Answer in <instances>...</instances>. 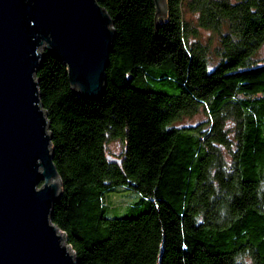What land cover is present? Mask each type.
Masks as SVG:
<instances>
[{
  "label": "trees",
  "instance_id": "obj_1",
  "mask_svg": "<svg viewBox=\"0 0 264 264\" xmlns=\"http://www.w3.org/2000/svg\"><path fill=\"white\" fill-rule=\"evenodd\" d=\"M97 1L115 29L104 93L77 94L50 52L36 73L62 182L50 218L76 264H264V0H166L165 16L155 0ZM119 186L152 207L107 217Z\"/></svg>",
  "mask_w": 264,
  "mask_h": 264
},
{
  "label": "water",
  "instance_id": "obj_2",
  "mask_svg": "<svg viewBox=\"0 0 264 264\" xmlns=\"http://www.w3.org/2000/svg\"><path fill=\"white\" fill-rule=\"evenodd\" d=\"M114 36L97 0H0V264H76L50 218L62 182L36 73L53 53L77 94L99 98Z\"/></svg>",
  "mask_w": 264,
  "mask_h": 264
},
{
  "label": "rangeland",
  "instance_id": "obj_3",
  "mask_svg": "<svg viewBox=\"0 0 264 264\" xmlns=\"http://www.w3.org/2000/svg\"><path fill=\"white\" fill-rule=\"evenodd\" d=\"M189 19L188 29L192 41H201L210 46V53L216 56L215 49L219 46V36L210 29L202 28L198 25L197 16L188 12L185 13ZM197 33V36L193 34ZM259 57H264V47L259 53ZM205 118V114L200 112L192 117H186L183 123L193 124ZM123 143L121 140L111 141L109 144L110 151L118 155L121 152ZM107 217L135 216L149 210L152 207L151 201L141 192L129 189L126 186H119L114 191L106 195Z\"/></svg>",
  "mask_w": 264,
  "mask_h": 264
},
{
  "label": "built area",
  "instance_id": "obj_4",
  "mask_svg": "<svg viewBox=\"0 0 264 264\" xmlns=\"http://www.w3.org/2000/svg\"><path fill=\"white\" fill-rule=\"evenodd\" d=\"M69 245H70V244H69ZM70 247H71V250H72L73 252H75L71 245H70Z\"/></svg>",
  "mask_w": 264,
  "mask_h": 264
}]
</instances>
